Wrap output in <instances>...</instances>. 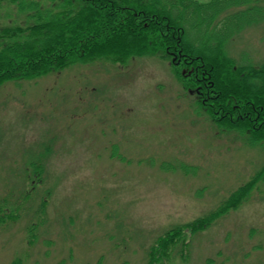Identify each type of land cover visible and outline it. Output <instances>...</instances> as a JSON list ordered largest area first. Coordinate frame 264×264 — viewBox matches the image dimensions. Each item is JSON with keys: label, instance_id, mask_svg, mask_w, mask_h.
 Instances as JSON below:
<instances>
[{"label": "rangeland", "instance_id": "obj_1", "mask_svg": "<svg viewBox=\"0 0 264 264\" xmlns=\"http://www.w3.org/2000/svg\"><path fill=\"white\" fill-rule=\"evenodd\" d=\"M164 47L0 87V264H264V139L219 129L206 69ZM227 53L264 65V21Z\"/></svg>", "mask_w": 264, "mask_h": 264}, {"label": "trees", "instance_id": "obj_2", "mask_svg": "<svg viewBox=\"0 0 264 264\" xmlns=\"http://www.w3.org/2000/svg\"><path fill=\"white\" fill-rule=\"evenodd\" d=\"M2 14L18 23L0 30V87L76 64L122 63L166 46L206 69L203 90L212 107L199 103L219 129L264 139V65L236 66L227 53L242 28L264 21L257 0H0ZM167 24L180 35V46L171 39L160 43V26L167 30ZM209 224L200 219L172 229L160 248L167 254L182 229Z\"/></svg>", "mask_w": 264, "mask_h": 264}]
</instances>
